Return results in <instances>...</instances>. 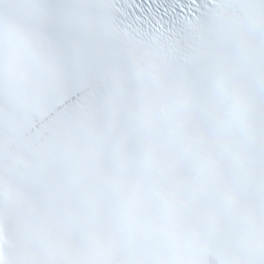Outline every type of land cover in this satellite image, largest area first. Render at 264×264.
<instances>
[{
    "label": "snow or ice",
    "instance_id": "obj_1",
    "mask_svg": "<svg viewBox=\"0 0 264 264\" xmlns=\"http://www.w3.org/2000/svg\"><path fill=\"white\" fill-rule=\"evenodd\" d=\"M0 264H264V0H0Z\"/></svg>",
    "mask_w": 264,
    "mask_h": 264
}]
</instances>
